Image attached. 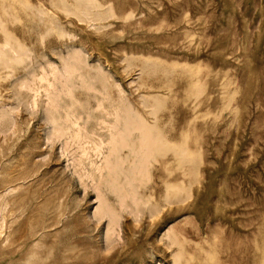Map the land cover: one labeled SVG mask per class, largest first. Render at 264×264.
Masks as SVG:
<instances>
[{"label": "rangeland", "instance_id": "1", "mask_svg": "<svg viewBox=\"0 0 264 264\" xmlns=\"http://www.w3.org/2000/svg\"><path fill=\"white\" fill-rule=\"evenodd\" d=\"M0 264H264V0H0Z\"/></svg>", "mask_w": 264, "mask_h": 264}, {"label": "bare ground", "instance_id": "2", "mask_svg": "<svg viewBox=\"0 0 264 264\" xmlns=\"http://www.w3.org/2000/svg\"><path fill=\"white\" fill-rule=\"evenodd\" d=\"M150 138V137H149ZM144 140V139H143ZM149 140V139H148ZM158 140V139H157ZM160 141V140H159ZM147 142V141H146ZM155 143V142H154ZM157 143V142H156ZM164 143V142H163ZM170 145V144H169ZM175 148H176V146H175ZM168 151V150H167ZM175 154V153H174ZM182 154V153H181Z\"/></svg>", "mask_w": 264, "mask_h": 264}]
</instances>
